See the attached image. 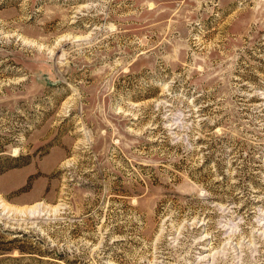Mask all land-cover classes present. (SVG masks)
<instances>
[{"label": "rangeland", "instance_id": "374dc122", "mask_svg": "<svg viewBox=\"0 0 264 264\" xmlns=\"http://www.w3.org/2000/svg\"><path fill=\"white\" fill-rule=\"evenodd\" d=\"M0 264H264V0H0Z\"/></svg>", "mask_w": 264, "mask_h": 264}]
</instances>
